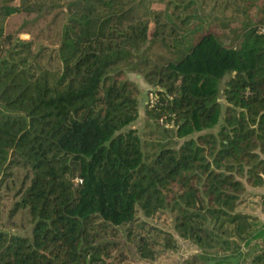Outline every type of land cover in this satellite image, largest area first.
<instances>
[{
  "label": "trees",
  "instance_id": "16d2710c",
  "mask_svg": "<svg viewBox=\"0 0 264 264\" xmlns=\"http://www.w3.org/2000/svg\"><path fill=\"white\" fill-rule=\"evenodd\" d=\"M52 12V48L4 31ZM262 157L264 0H0V264L153 260L159 216L188 264H264Z\"/></svg>",
  "mask_w": 264,
  "mask_h": 264
},
{
  "label": "rangeland",
  "instance_id": "374dc122",
  "mask_svg": "<svg viewBox=\"0 0 264 264\" xmlns=\"http://www.w3.org/2000/svg\"><path fill=\"white\" fill-rule=\"evenodd\" d=\"M14 4H17V2L15 1ZM53 14L54 12L48 15L46 19L40 22L35 28H32V25H30L32 16H12L7 19L4 26V31L9 32L13 35H17L19 38L24 40H31L34 45H43L45 47L52 48L56 43L61 24L60 20H58L56 23L51 24ZM126 78L129 81L135 83L138 88L141 89L144 95L141 97L137 119L129 124L125 130L134 129L138 131L139 134H141L144 132V104H146L147 101L152 102L155 97L152 92L153 90L145 85L139 75H136L134 73H127ZM146 96H148L147 100ZM262 158L264 159V157ZM262 201H264V184L256 188L246 186V191L241 196V200L238 204V210L255 217L259 221H264V205ZM151 223L158 228L172 232L175 242L173 245L166 243L164 244L162 240L157 239L159 241H157L158 244L156 245L155 258L146 262H139L133 257V264H188L192 261L193 256L200 254V250L197 249L195 245L179 238L172 231L169 225L170 222L168 218L159 216L155 218ZM21 224L24 227H27L26 223L22 222ZM2 225L8 226L5 219H2ZM19 225L20 221L18 220L14 224H10V231L19 233V228H21L19 227Z\"/></svg>",
  "mask_w": 264,
  "mask_h": 264
}]
</instances>
